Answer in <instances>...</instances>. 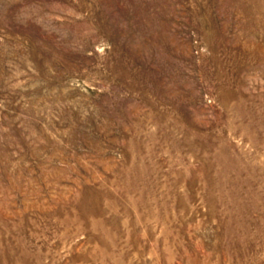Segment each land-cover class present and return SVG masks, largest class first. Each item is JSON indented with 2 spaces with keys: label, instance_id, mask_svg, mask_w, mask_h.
Instances as JSON below:
<instances>
[{
  "label": "rangeland",
  "instance_id": "obj_1",
  "mask_svg": "<svg viewBox=\"0 0 264 264\" xmlns=\"http://www.w3.org/2000/svg\"><path fill=\"white\" fill-rule=\"evenodd\" d=\"M0 264H264V0H0Z\"/></svg>",
  "mask_w": 264,
  "mask_h": 264
}]
</instances>
